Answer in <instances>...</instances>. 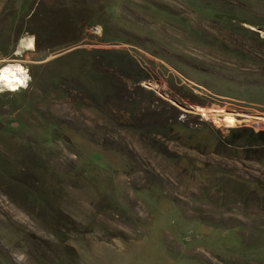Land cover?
Here are the masks:
<instances>
[{"label":"rangeland","instance_id":"374dc122","mask_svg":"<svg viewBox=\"0 0 264 264\" xmlns=\"http://www.w3.org/2000/svg\"><path fill=\"white\" fill-rule=\"evenodd\" d=\"M13 62L0 264H264V0H0Z\"/></svg>","mask_w":264,"mask_h":264},{"label":"clouds","instance_id":"9594fccd","mask_svg":"<svg viewBox=\"0 0 264 264\" xmlns=\"http://www.w3.org/2000/svg\"><path fill=\"white\" fill-rule=\"evenodd\" d=\"M17 71L20 73V79H9L7 75H0V92L9 91L15 92L18 88L27 86V82L30 79L27 73V69L22 66H17Z\"/></svg>","mask_w":264,"mask_h":264},{"label":"bare ground","instance_id":"6f19581e","mask_svg":"<svg viewBox=\"0 0 264 264\" xmlns=\"http://www.w3.org/2000/svg\"><path fill=\"white\" fill-rule=\"evenodd\" d=\"M20 43L25 49L34 48L31 38L21 39ZM18 53L19 52H16V55ZM17 66H20V65L16 62L3 64L2 66H0V75H7L9 79H12V78L20 79V73L17 71Z\"/></svg>","mask_w":264,"mask_h":264}]
</instances>
